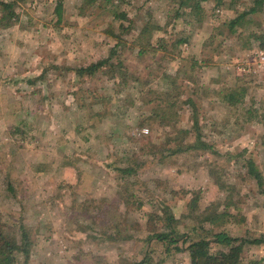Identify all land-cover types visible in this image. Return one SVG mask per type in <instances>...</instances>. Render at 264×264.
<instances>
[{
  "label": "rangeland",
  "instance_id": "1",
  "mask_svg": "<svg viewBox=\"0 0 264 264\" xmlns=\"http://www.w3.org/2000/svg\"><path fill=\"white\" fill-rule=\"evenodd\" d=\"M0 1H15L18 17L0 29V217L17 233L19 223L25 226L27 264H127L147 251L155 264H189L187 252L146 241L144 213L163 216V207L185 236L179 247L218 233L264 236V197L243 165L251 158L264 174V129L248 115L264 107V7L231 34L226 24L253 0H225L220 7L208 0L199 27L188 15L169 21L167 0H113L129 22L114 20L110 3L80 16L82 0ZM146 25L161 28L153 29L148 44L139 37ZM180 39L185 42L174 47ZM115 46L127 69L125 84L104 73L77 80L69 70L106 59ZM192 60L200 69H190ZM168 76L175 79L172 88ZM228 88L245 90L241 104L223 102L220 93ZM154 92L174 96L167 126L147 121L156 109ZM188 97L217 154L141 153L146 137L158 147L172 126L190 128ZM129 166L136 173L116 171ZM192 199H198L197 211L190 216ZM114 200L117 211L109 214L106 206ZM200 213L213 223H200ZM115 216L117 234L108 230ZM154 223L157 229L165 224ZM244 252V263L264 264V244H246Z\"/></svg>",
  "mask_w": 264,
  "mask_h": 264
},
{
  "label": "trees",
  "instance_id": "2",
  "mask_svg": "<svg viewBox=\"0 0 264 264\" xmlns=\"http://www.w3.org/2000/svg\"><path fill=\"white\" fill-rule=\"evenodd\" d=\"M23 1V0H20ZM113 0H82L81 5L78 7V14L80 16H86L87 13L92 11L97 7H103L105 4L110 3V8H108V12L112 14L114 20L128 21L129 19L125 13H118L116 7L111 5ZM121 0H118V4H121ZM170 7H172V13L167 14L169 17V21L180 19L181 16L188 15L193 18V20L198 24L199 27L204 20L205 10L202 7V3L207 2L208 0H167ZM237 0H230V5ZM215 6L220 7L225 5V0H214ZM15 1L12 2H3L0 1V29H8L12 27L18 20L17 14L15 12ZM264 7V0H253V5L243 13L239 14L234 19L228 21L226 26L228 27V32L233 34L236 32L237 28L243 25L244 20L248 16H252L256 14ZM56 13L59 15L61 12V5L59 4L56 7ZM168 22L166 23V25ZM121 29H125L123 25H119ZM153 29L161 31L160 27H148L144 26L139 34V37L146 36V43L150 41L152 38ZM112 35V34H111ZM114 36V35H112ZM254 36V34H251ZM116 40H119V36H114ZM214 37H211L208 41L211 43ZM260 39V48L264 49V35L259 38ZM161 44L163 40H160ZM185 42V39H180L173 43L174 47H177ZM207 47V44H204V49ZM148 48V47H147ZM117 46H115L110 51V55L103 60H100L96 63H92L85 67L78 68H70L69 70L74 73L77 80H80L84 77L92 78L97 74H109L111 79H116V77L120 76L124 78L123 84L126 83L125 77H127V69L124 67L122 60L119 58L117 54ZM140 54H144L147 52L145 49L139 51ZM144 52V53H143ZM113 58H116L115 63L113 62ZM190 69H200V65H198L197 61L192 60L190 62ZM107 70V71H106ZM167 84L172 88L176 83L175 79L171 76L166 77ZM137 80L135 79L134 82ZM176 91V89L174 88ZM173 93V90H172ZM172 93H164L158 94L154 92L156 96L155 99L151 100L156 103V109L153 110L152 115H150L147 121L156 122L159 121L161 125L167 126L166 121L169 116L168 113L172 114V110L175 107V101L173 100L174 96ZM222 94L223 102H226L230 106H237L241 104L243 101V97L245 95V90L242 88H238L236 91L234 88L226 89ZM180 99V97H178ZM184 104L189 105L192 109L191 116V125L188 129H178L172 126V130L166 135L165 142L161 145L153 146L151 145V140L149 137H146L142 141V145L140 147V152L143 154H152L151 149L158 153V156L161 158L164 157H176L182 154L194 153L198 154L199 157L206 153H210L212 155H216L217 152L213 145L207 142L203 138L202 128L198 119V116L195 112L196 104L195 100L191 97H188ZM249 116H252L255 121L264 129V107L261 109H253V111L248 112ZM260 143L264 146V132L260 136ZM149 146V147H148ZM167 153V154H165ZM244 168H246V173L250 178H252L255 182V185L259 191V194L264 197V174L257 168L255 163L251 158H246L243 161ZM140 167L141 165H136ZM117 172L122 175H131L136 173V169L132 167H125L116 169ZM223 189V185H218ZM10 192L13 191L11 186H8ZM197 201L198 199H192L189 203L190 216L192 213L197 211ZM111 206H106V212L109 214H113L117 211L118 203L112 202ZM125 204V203H124ZM127 205V203H126ZM142 203L138 204L137 210H140ZM229 204H226L224 208H227ZM112 209V210H110ZM163 216H159L153 212H145L143 217L146 225L148 227V235L146 237L147 242H156L165 247V250H169L170 246L174 247V250L177 252H187L189 257V264H257L256 261L249 260L245 261V252L244 245H253L258 246L264 244V236L253 239L246 240L242 238H232L223 233H218L213 235L212 240L207 239H198L197 241H191L186 245V247H179L178 241L180 238L183 239V244L187 241L185 240L184 235H180L175 226V223L178 224V220H176L169 212L167 207L162 208ZM119 215L118 213L116 216ZM116 216L113 218L111 223V228L108 230H112L114 233H120L118 230L119 224L116 219ZM197 218L200 220V223L203 222H212L213 219L206 217L204 214L200 213L197 215ZM158 220V223L165 222L163 225H158V229L156 228L155 221ZM94 221V219H93ZM160 228H162L160 230ZM167 228V231H165ZM12 231V228H8L6 223L0 217V264H27L29 261L30 255V247L31 242L29 236L26 232L25 226L22 223H19V233ZM115 235H110L108 238L112 240H116ZM213 244L215 246H213ZM216 247H221V249L215 250ZM149 252L147 251L144 258L138 262H130L127 264H155L152 261V257L149 256ZM20 257L22 258V262L19 261Z\"/></svg>",
  "mask_w": 264,
  "mask_h": 264
},
{
  "label": "built area",
  "instance_id": "3",
  "mask_svg": "<svg viewBox=\"0 0 264 264\" xmlns=\"http://www.w3.org/2000/svg\"><path fill=\"white\" fill-rule=\"evenodd\" d=\"M259 54L261 63H264V52H260Z\"/></svg>",
  "mask_w": 264,
  "mask_h": 264
}]
</instances>
